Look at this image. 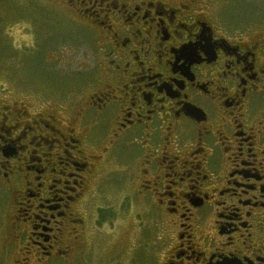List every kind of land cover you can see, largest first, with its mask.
<instances>
[{"label": "flooded vegetation", "instance_id": "af4514ba", "mask_svg": "<svg viewBox=\"0 0 264 264\" xmlns=\"http://www.w3.org/2000/svg\"><path fill=\"white\" fill-rule=\"evenodd\" d=\"M20 1L32 41L9 45L21 75L8 62L0 83V264H137L133 222L106 243L135 208L150 264H264V7L62 0L84 28L70 73L45 41L58 0Z\"/></svg>", "mask_w": 264, "mask_h": 264}, {"label": "rangeland", "instance_id": "374dc122", "mask_svg": "<svg viewBox=\"0 0 264 264\" xmlns=\"http://www.w3.org/2000/svg\"><path fill=\"white\" fill-rule=\"evenodd\" d=\"M7 3H8L7 0H0V83L2 84H7V81L4 80L6 78L2 74L11 71L13 68L14 70H17L14 75H16L18 78L21 75L20 72L21 70L19 69L20 67H17V69H15L16 65H14V63L16 64L17 62L16 60L19 54L17 52L11 51L9 49V45L10 47H12V46H17L15 44H18L19 41H32V38L30 37L28 30H26L32 27L31 24L32 20L30 19L32 9L29 8V2L13 0V2H11L13 8H9L11 7V5L7 6ZM58 6H59V10L57 11V22L56 24H54L55 26L53 28L50 27V24L47 25L46 28H48L49 26L48 29L50 30L51 28V31L49 32V35L45 41L48 42L47 45L50 44V41H59L60 43L59 49L62 50V52L64 53V60H65L60 70L62 71L68 70L71 73L72 69L74 68L73 65L74 57H76V55L79 54L80 52V51L76 52L71 50L72 49L71 41H82V38L84 36V32H83L84 28L81 27L80 25H77L76 22L77 18L73 17V14L69 11V9L66 8V5L62 0H58ZM233 6L234 7L232 10L234 12L243 13L244 9L255 10L264 7V0H249V3L245 2V0H239ZM26 7L29 9L27 10ZM24 15H27L28 18L24 19L22 17ZM47 16L49 20L50 15L48 14ZM237 17H238L237 14L235 16L230 15L228 19L232 21L234 24L238 25L239 22L237 20ZM19 18L21 22H19ZM257 21L258 22L256 25H258L259 27L264 26V19H260ZM11 29H12L11 31L12 35L10 38L8 34ZM10 59H14V60L10 61ZM40 59H41L40 56L37 55L31 56L29 57V62H34ZM8 62L13 63L14 67L12 69L5 68V66H8ZM77 65L80 66V62H78ZM32 74L33 75L29 74L30 79H35L37 78V76H39V73H37L36 70H34ZM64 81L62 83H64ZM86 88L87 86H85V89ZM127 205L128 203L125 202L123 204L121 211L125 212V210L127 209ZM92 209L93 206H90L88 208V210H92ZM136 210L138 213H140V215H138L134 220L127 218L126 215L124 214L118 221L114 222L115 225H118V227L117 229L115 228L116 230L114 234L106 238V243L107 246L110 247L114 244L117 245L118 242L120 241L123 242V240L125 239V234L128 232L127 223L130 224L131 222H133L132 234L136 240L137 264H150V262H152L150 261V237H151L150 219L145 217L146 215L144 213H141V211L138 208H135V211ZM89 214L90 212L87 211V216H89ZM107 215L109 218L112 217V216L110 217L109 213H107ZM87 220L89 225L92 223L93 218L89 216V218L87 217ZM101 230L103 231V233L109 232L107 227L102 228ZM101 230H100V234L102 233ZM120 245H118V247ZM110 252L111 249L109 253Z\"/></svg>", "mask_w": 264, "mask_h": 264}]
</instances>
